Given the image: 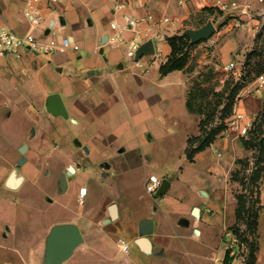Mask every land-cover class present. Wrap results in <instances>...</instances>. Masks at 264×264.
Here are the masks:
<instances>
[{
	"label": "crops",
	"instance_id": "obj_1",
	"mask_svg": "<svg viewBox=\"0 0 264 264\" xmlns=\"http://www.w3.org/2000/svg\"><path fill=\"white\" fill-rule=\"evenodd\" d=\"M217 1H45L40 4L45 21L34 28L24 13L28 0H0L1 27L20 36L32 32L60 47L48 56L26 53L21 59L0 58V93L34 119L26 138L15 147L16 161L9 164L10 159L0 154V188L20 190L27 182L37 185L41 178L53 181V190H39L47 208L29 207L33 212L22 230L17 223L0 228V264H224L237 209L229 184L237 152L232 148L240 147V138L222 134L195 155L193 162L206 161L207 151L216 158L195 199L173 194V181L164 195L156 197L151 188L159 177L154 179L147 172L138 191L132 176L138 161L149 160L143 151L160 135L158 124L188 131L184 154L195 134L199 123L187 108L188 73L162 76L160 66L172 52L167 38L201 29L195 16ZM220 1L243 7L250 3L249 13L232 9L245 21L244 31L252 32L264 21V0ZM117 3H126V11L141 20L134 30L124 32L121 44L112 40L111 23L123 22L115 12ZM165 17L175 24L165 23ZM64 38L72 41L66 49L62 48ZM134 39L152 41L154 48L162 49L163 58L131 53L128 44ZM242 45L235 39L225 42L221 48L227 56L224 66L235 62L229 57ZM262 92L264 88H257L254 94L241 95L234 110L258 115L264 106ZM53 95L61 97L64 110L51 108ZM27 97L35 102L24 100ZM4 113L9 117L11 111ZM261 206L256 264H264V179ZM143 221L153 222L150 253L136 244ZM59 226L76 227L81 238L65 259L51 260L48 240ZM217 227L223 229L220 237ZM119 237L129 242L128 252L118 247Z\"/></svg>",
	"mask_w": 264,
	"mask_h": 264
},
{
	"label": "rangeland",
	"instance_id": "obj_2",
	"mask_svg": "<svg viewBox=\"0 0 264 264\" xmlns=\"http://www.w3.org/2000/svg\"><path fill=\"white\" fill-rule=\"evenodd\" d=\"M213 7L216 10L215 15L204 17L206 18L205 25L211 22L215 29L217 28L218 30L217 34L215 31L209 39L197 42L190 47L187 69L189 91H193L197 98L195 108L196 110H203L205 113H195L197 122L200 124L207 114H213V119L207 128L214 127L221 122L222 109L230 99V94L234 89L239 88L237 98L244 94L249 95L257 92L259 77L256 78L255 76L257 70L264 68V21L259 26L254 27L252 32L244 31L243 25L245 21L240 18L236 11H223L216 5ZM255 17L259 20L262 18L258 14ZM225 26H228L226 28L227 31L218 34L219 30H222ZM229 39H235L239 44H243L229 57L238 64L241 71L239 75L226 71L224 66V60L227 56L221 53V48ZM249 54L251 56L247 64V56ZM13 99L17 102L20 98ZM24 100L33 103L35 99L27 97ZM262 101L264 103L263 92ZM26 105L30 104L27 102ZM7 109L11 111L9 117L4 113V110L6 111ZM230 116L225 119L224 123ZM33 120L32 115L25 111L22 106L18 109L15 108L8 103V97L2 92L0 93V154L10 159L9 164L16 161L18 154L15 147L26 138L29 128L33 125ZM157 126L160 135L155 136L144 147L143 156L148 157L149 160L147 163L137 162V166L132 173L133 182L136 184L138 191H140L144 174L146 172L151 173L154 175V179L159 177L160 180H167L170 184L173 181L174 186L171 189L173 194L185 195L186 200L195 199L198 196L199 188L205 184V179H208L209 173L207 169L216 162L215 156L211 151H207L204 155L206 161H188L184 154L186 144L184 137H186L188 131L185 128H166L165 125L161 126L160 124ZM256 128V135L260 129L264 131V124L261 123L260 119H258ZM200 135L201 129L200 125H198L195 134H191L190 138ZM221 135L222 133L219 136ZM241 143H239L240 147L232 148V150L237 152L234 153L235 160L231 167V173L239 172L240 174L237 178H233V175H231L230 190L235 197L241 193L248 195L249 200L256 209L261 206L262 181L256 185L251 182V178L259 166L256 164L258 151L246 148ZM14 167L15 165L13 164L10 169L13 170ZM52 182L50 178H41L37 182L38 186L33 182H27L20 190L0 188V228L6 223H17L19 224V229L22 230L26 225L27 218L33 212L29 207L42 206L47 208L49 204L43 200V195L39 190H53ZM72 196L74 197V195ZM241 227L242 230L246 228L244 225H241ZM222 231V227H217L219 237ZM230 234L227 246L231 240H237L239 257L242 258L241 260L244 264L248 250L245 246L242 247L240 245V239L234 232L230 231ZM249 238L251 239L252 236L250 235ZM6 243L11 244V240H6ZM219 250L223 252V247L221 246Z\"/></svg>",
	"mask_w": 264,
	"mask_h": 264
},
{
	"label": "trees",
	"instance_id": "obj_3",
	"mask_svg": "<svg viewBox=\"0 0 264 264\" xmlns=\"http://www.w3.org/2000/svg\"><path fill=\"white\" fill-rule=\"evenodd\" d=\"M214 7L204 8L199 15L195 16L197 27H203L206 24L204 17L215 15ZM199 20V21H198ZM167 41L171 45L172 52L169 58L161 64L160 73L162 76H165L173 71H185L188 73L189 65V49L195 43L192 42L191 37L186 34L173 35L167 38ZM251 54L247 56V64ZM264 73V68L257 70L256 78L262 76ZM239 95V88H236L230 94V99L225 103L222 109L221 122L216 124L214 127L207 128L213 119V114H207L206 117L200 122L201 135L196 136L195 138H189L188 146L185 150L187 159L190 162L194 161L195 155L199 152L204 151L210 147L218 136L223 133L227 125L224 123L225 119L232 115L235 103L237 101V96ZM196 95L193 91H189L187 99V108L189 112L195 114H205L203 110H196L195 102ZM260 119L261 123L264 124V106L263 110L258 114L257 120L250 134L246 138H240L242 143L246 148L255 149L258 151L257 163L259 166L256 168V171L251 178L253 184H258L264 179V131L260 129L259 133L256 135L255 131L257 130L256 125ZM240 173H233L232 177H238ZM243 186L244 183L242 182ZM245 188V186H244ZM237 198V209H236V222L231 227V231L236 234L240 239V245L248 250V254L245 258L244 264H256L257 261V252L259 250V236H258V220L262 210V207L254 208V205L249 200L248 195L238 194ZM241 225H244L246 228L242 230ZM252 236L250 239L249 236ZM231 256L229 251L226 252L224 264L231 263Z\"/></svg>",
	"mask_w": 264,
	"mask_h": 264
},
{
	"label": "built area",
	"instance_id": "obj_4",
	"mask_svg": "<svg viewBox=\"0 0 264 264\" xmlns=\"http://www.w3.org/2000/svg\"><path fill=\"white\" fill-rule=\"evenodd\" d=\"M55 3L58 0H28L25 16L30 22L31 26L36 28L45 21V17L40 8L42 2ZM141 2H148L152 0H139ZM181 3H184L181 1ZM216 6L223 11L229 10H239L242 9L243 13H249L251 10V5L247 4L244 7L234 4L233 6L228 5L224 1H217ZM128 5L126 3H117L115 6V12L120 14L123 22L120 23L117 20L111 23V29L114 31L112 40L115 44L124 43V32L127 30H134L135 27L141 22V20L130 15L126 10ZM153 17L148 16V20H152ZM165 23L174 25L175 21L169 17L163 19ZM70 38H64L62 40V48L66 49L71 45ZM144 43L141 40L134 39L128 44V50L137 54L138 50ZM60 48L56 41L51 40L48 43H45L38 39L34 33L29 32L24 36H20L15 33L13 30L1 27L0 26V58H5L12 56L17 59H21L26 53L37 54L42 56H48L53 53L55 50ZM153 56L157 59L163 58V51L160 48H155V53ZM226 71L232 72L235 75L241 73L238 65L235 62H231L225 66ZM258 89L264 88V75L258 78ZM258 115H248L237 110H233L232 115L226 121L227 128L222 133L226 137L236 136L238 138H246L249 136L251 130L253 129ZM163 184V181L158 179L155 181L154 186L151 188L153 193H156L158 188ZM81 195L84 197L86 195V188L81 190ZM83 202V198H81ZM237 240H231L230 244L227 246V251L232 258L230 264H243L242 258L239 257V246ZM118 247L124 251L128 252L130 249L129 242L124 237H119L117 239Z\"/></svg>",
	"mask_w": 264,
	"mask_h": 264
},
{
	"label": "water",
	"instance_id": "obj_5",
	"mask_svg": "<svg viewBox=\"0 0 264 264\" xmlns=\"http://www.w3.org/2000/svg\"><path fill=\"white\" fill-rule=\"evenodd\" d=\"M216 29L209 22L207 25L203 26L201 29L196 31H187L185 32L191 37L193 43L200 42L202 40L209 39L214 33ZM155 53L154 44L152 41H148L144 43L140 49L138 50V56L143 55H153ZM50 106L56 110H64L65 106L61 100L59 95H53L51 98ZM171 184L167 180L163 182V184L158 188L155 193L156 197H161L164 195L170 188ZM113 211L116 215V207L113 205ZM194 212L198 214L199 210L195 208ZM153 230V222L152 221H143L140 223V232L142 236L136 240V244L145 252L150 253L151 243L148 238L149 234ZM81 234L80 231L74 226H59L56 227L49 240V257L51 260H63L67 257L75 244L80 240Z\"/></svg>",
	"mask_w": 264,
	"mask_h": 264
}]
</instances>
